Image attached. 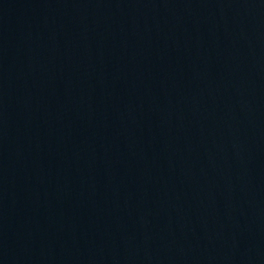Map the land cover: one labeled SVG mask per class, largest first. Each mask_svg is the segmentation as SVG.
I'll return each mask as SVG.
<instances>
[{"label": "water", "instance_id": "95a60500", "mask_svg": "<svg viewBox=\"0 0 264 264\" xmlns=\"http://www.w3.org/2000/svg\"><path fill=\"white\" fill-rule=\"evenodd\" d=\"M0 264H264V0H0Z\"/></svg>", "mask_w": 264, "mask_h": 264}]
</instances>
